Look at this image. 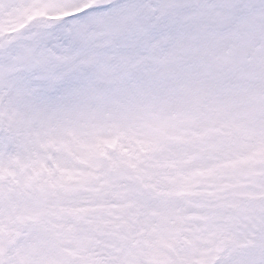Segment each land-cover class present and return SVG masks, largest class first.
<instances>
[{"label":"snow or ice","instance_id":"6c2138e0","mask_svg":"<svg viewBox=\"0 0 264 264\" xmlns=\"http://www.w3.org/2000/svg\"><path fill=\"white\" fill-rule=\"evenodd\" d=\"M0 264H264V0H0Z\"/></svg>","mask_w":264,"mask_h":264}]
</instances>
